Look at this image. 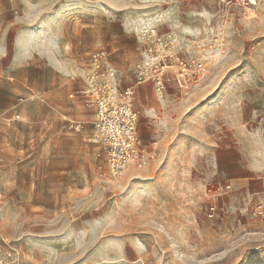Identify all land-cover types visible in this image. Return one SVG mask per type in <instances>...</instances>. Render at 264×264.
Segmentation results:
<instances>
[{"label": "rangeland", "instance_id": "1", "mask_svg": "<svg viewBox=\"0 0 264 264\" xmlns=\"http://www.w3.org/2000/svg\"><path fill=\"white\" fill-rule=\"evenodd\" d=\"M63 3L0 0V264H264V217L251 214L264 204V0H78L79 11L66 8L64 30L128 25L126 46L141 48L153 28L171 56L207 57L187 89L174 82L175 61L165 69L170 82L155 92L167 114L155 115L158 125L147 128L135 108L139 135L156 138L159 151L118 178L97 155L93 113L70 95L102 47L119 88L132 85L140 50L98 46L65 59L63 71L44 63L43 50L59 54Z\"/></svg>", "mask_w": 264, "mask_h": 264}, {"label": "built area", "instance_id": "2", "mask_svg": "<svg viewBox=\"0 0 264 264\" xmlns=\"http://www.w3.org/2000/svg\"><path fill=\"white\" fill-rule=\"evenodd\" d=\"M226 4H247L249 0H220ZM253 1L254 0H250ZM147 46L141 47V58L133 68L134 83L119 88L117 70L110 61V52L99 48L90 53L83 75L82 85L70 96L82 99L84 106L92 110L90 127L99 144L97 155L103 160L110 176L118 178L130 165L145 167L158 155V140L151 138L145 142L138 131V116L134 107L135 87L151 80L156 91L162 92L169 84L164 79V72L175 61L178 76L174 82L187 89L196 83L204 74L207 66L206 55L186 61L179 56H171L167 43L163 42L157 32L147 29L144 32ZM75 129L84 127L83 122L72 121L69 124ZM218 213L215 204L207 209V217L214 218ZM251 214L255 218L264 217V204L257 203Z\"/></svg>", "mask_w": 264, "mask_h": 264}, {"label": "crops", "instance_id": "3", "mask_svg": "<svg viewBox=\"0 0 264 264\" xmlns=\"http://www.w3.org/2000/svg\"><path fill=\"white\" fill-rule=\"evenodd\" d=\"M66 3L62 4L60 9L61 20H59L60 31L56 35V41L54 43V49L59 50V54L56 55L54 52L52 55L46 54L43 50L41 53L44 59V63L53 65L56 70H62V66L65 63V59L82 58L88 53V50L94 49L98 46L108 45L112 50L118 51L116 54H124L126 48V37L130 36V31L134 28L128 25H122L116 27L115 30L109 28V26H93L84 24L82 26H72L69 30H64L62 27V19L66 16H70V12H67V7H73L76 11H79L76 2L78 0H61ZM73 2V3H68ZM107 11V10H106ZM103 13V10H99ZM85 13V10H82ZM78 14H75L77 16ZM66 49L73 50V55L64 51ZM140 48L132 46L128 48V51H137ZM40 53V52H39ZM116 56V55H115ZM110 57V56H109ZM111 59V57H110ZM155 88L152 81H146L140 84L136 88L134 105L140 113L145 114L146 120H141L147 128L150 126L158 125V119L155 117L158 113H166V106H161L156 102ZM92 114V110H88ZM140 133V132H139ZM159 151V150H158Z\"/></svg>", "mask_w": 264, "mask_h": 264}]
</instances>
